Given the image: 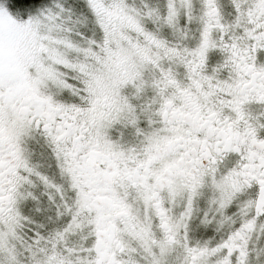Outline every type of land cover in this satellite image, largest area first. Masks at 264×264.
I'll list each match as a JSON object with an SVG mask.
<instances>
[{
	"label": "snow or ice",
	"instance_id": "6c2138e0",
	"mask_svg": "<svg viewBox=\"0 0 264 264\" xmlns=\"http://www.w3.org/2000/svg\"><path fill=\"white\" fill-rule=\"evenodd\" d=\"M0 264H264V0H0Z\"/></svg>",
	"mask_w": 264,
	"mask_h": 264
}]
</instances>
